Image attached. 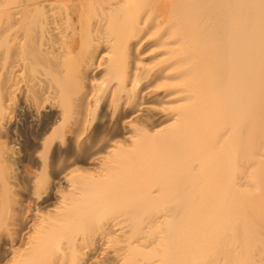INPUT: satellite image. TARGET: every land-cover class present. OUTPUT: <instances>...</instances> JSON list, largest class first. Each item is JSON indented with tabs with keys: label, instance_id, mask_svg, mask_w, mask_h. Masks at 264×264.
<instances>
[{
	"label": "bare ground",
	"instance_id": "obj_1",
	"mask_svg": "<svg viewBox=\"0 0 264 264\" xmlns=\"http://www.w3.org/2000/svg\"><path fill=\"white\" fill-rule=\"evenodd\" d=\"M0 264H264V0H0Z\"/></svg>",
	"mask_w": 264,
	"mask_h": 264
},
{
	"label": "snow or ice",
	"instance_id": "obj_2",
	"mask_svg": "<svg viewBox=\"0 0 264 264\" xmlns=\"http://www.w3.org/2000/svg\"><path fill=\"white\" fill-rule=\"evenodd\" d=\"M53 165H55V158H53Z\"/></svg>",
	"mask_w": 264,
	"mask_h": 264
}]
</instances>
